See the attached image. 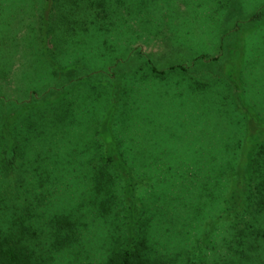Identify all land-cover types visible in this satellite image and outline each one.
I'll use <instances>...</instances> for the list:
<instances>
[{
  "label": "trees",
  "instance_id": "obj_1",
  "mask_svg": "<svg viewBox=\"0 0 264 264\" xmlns=\"http://www.w3.org/2000/svg\"><path fill=\"white\" fill-rule=\"evenodd\" d=\"M188 9L196 15L222 12L228 27L244 28L243 58L227 59L224 71L228 76H246L248 35L256 31L264 42V0H0V167L12 172L26 152L14 134L19 120L37 136L44 132L56 137L62 127L68 131L81 127L89 99L96 97L83 96L81 87L93 85L92 76H109L110 68L133 55L136 39H143L138 29L155 33L148 36L155 39L160 37V13L174 21L177 13ZM196 20L201 22L200 16ZM173 21L167 25L175 32L182 21L174 26ZM258 51L260 67H264L263 43ZM140 55L145 56L142 51ZM147 61L156 72L155 62ZM179 68L193 76L180 64L158 70L163 76L156 77L166 79ZM104 95L106 106L89 144L92 147L69 153L70 162L80 161L88 170L94 192L91 205L99 218L123 215V229L119 228L99 264H264V121L239 100L245 129L239 153L222 159V175L175 174L167 180L163 175H146L154 198L142 201L136 198L142 178L137 177L139 173L136 176L135 162L121 140L131 138L136 129L123 122L130 106L123 95L120 100L112 93ZM140 105L136 108L143 112ZM4 106H12L14 114L1 112ZM193 158L200 162L199 157ZM119 184L121 196L116 192ZM137 201L142 209L138 219ZM206 207L207 215L202 210ZM32 218L25 209L7 231L0 230V264H43L41 242L30 245L39 239L27 224ZM208 219L210 224L204 227ZM83 225L71 213L55 211L50 217L49 254L71 248ZM154 229L160 233L159 247Z\"/></svg>",
  "mask_w": 264,
  "mask_h": 264
},
{
  "label": "rangeland",
  "instance_id": "obj_2",
  "mask_svg": "<svg viewBox=\"0 0 264 264\" xmlns=\"http://www.w3.org/2000/svg\"><path fill=\"white\" fill-rule=\"evenodd\" d=\"M185 11V14L177 13L174 21L160 13V37L155 39H148L155 33H149L144 27L138 29L143 39H136L134 49H137L132 51L133 55L123 64L110 68L109 76H92L93 85L81 87L83 96L95 94L96 97H90L89 101L94 103H90L84 113L86 120L80 129L77 127L79 130L68 131L62 127L56 137L44 132L37 136L27 123L17 122L16 142H22L26 152L23 151L22 159L17 160L12 172L0 167V230L7 231L13 218L29 209L33 218L27 224L39 234L38 241L32 240L30 245L41 242L43 264H99L108 253L113 237L119 234V228L123 229V215L108 220L99 218L91 205L94 192L87 179V169L80 161L70 162L71 149L85 151L92 147L89 144L106 106L104 94H115L117 100L123 95L126 105L130 106L129 113L127 108L125 110L127 121L123 122L131 123L136 129L131 138L120 139L130 160L135 162V174L139 173L136 176L142 178L138 179L136 197L142 201L154 198L146 175H163L164 180L175 174L183 177L197 173L222 175V159L239 153L245 129L246 116L237 107L239 100L264 121V67H260L261 59L256 56L259 45L264 44L260 35L256 31L248 35L251 42L247 49L246 76L241 73L228 76L224 71L226 60L235 56L243 58L244 28L228 27L229 23H223L222 12L197 13L199 22L193 11ZM172 21L173 26L182 21L175 32L168 27ZM150 58L159 71L184 64L193 76H186L179 68L166 79L156 77L163 74L153 71V64L147 61ZM79 91L77 94L82 97ZM137 105L144 108L143 112ZM5 106L1 112L14 114L12 106ZM10 126V123L6 125ZM198 146V151H194ZM193 157H199L200 162ZM120 184L116 188L118 196L123 194ZM140 207L137 201V219ZM202 210L207 215V207ZM55 211L71 213L85 225L81 226L79 240L71 248L49 254L50 217ZM209 220L204 227H208ZM153 239L159 247L160 233L156 229Z\"/></svg>",
  "mask_w": 264,
  "mask_h": 264
}]
</instances>
